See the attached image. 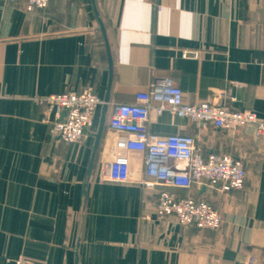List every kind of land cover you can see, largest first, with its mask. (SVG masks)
<instances>
[{
    "label": "crops",
    "instance_id": "crops-1",
    "mask_svg": "<svg viewBox=\"0 0 264 264\" xmlns=\"http://www.w3.org/2000/svg\"><path fill=\"white\" fill-rule=\"evenodd\" d=\"M166 78L186 103L222 101L264 120V0H50L32 11L0 0V264H264V136L252 128L228 132L154 110L148 123L159 136H192L204 156L243 160L241 190L148 189L137 153L130 183L103 177L116 155L114 106ZM86 90L109 102L84 200L103 103L84 140L66 143L52 136L55 116L40 100ZM161 190L209 202L220 228L159 220Z\"/></svg>",
    "mask_w": 264,
    "mask_h": 264
},
{
    "label": "built area",
    "instance_id": "built-area-1",
    "mask_svg": "<svg viewBox=\"0 0 264 264\" xmlns=\"http://www.w3.org/2000/svg\"><path fill=\"white\" fill-rule=\"evenodd\" d=\"M25 2L27 10L32 11L46 8L50 0ZM183 57L196 59L198 54L184 53ZM136 100V103L117 104L113 108L109 128L118 135L116 155L103 173L107 181L130 183V156L137 153L144 157L141 183L148 189L159 186L190 189L193 184H200L227 193L244 188L247 174L243 160L217 153L204 156L192 136H159L149 131L148 123L152 110L158 114L169 111L203 126L211 125L228 132L252 128L254 137L259 139L264 136V120L255 112L234 111L222 101L186 103L182 89L170 78L152 84L147 92L137 93ZM40 103L55 116L52 136L66 143H81L94 126L97 110L103 102L97 94L86 90L52 95L41 99ZM155 210L159 220L173 215L182 226L217 230L222 224L220 212L209 202L167 190L159 193ZM14 264L33 263L19 257ZM250 264H254L253 258Z\"/></svg>",
    "mask_w": 264,
    "mask_h": 264
},
{
    "label": "water",
    "instance_id": "water-1",
    "mask_svg": "<svg viewBox=\"0 0 264 264\" xmlns=\"http://www.w3.org/2000/svg\"><path fill=\"white\" fill-rule=\"evenodd\" d=\"M93 2H94V0H93ZM94 8H95V13H96V15L98 17L100 30L102 31L104 39H105V42L107 44V37H106V32H105L104 25H103L102 21L100 20V18L98 16V12H97L96 6ZM108 56H109L110 68H112V61H111V58H110L109 49H108ZM108 102H109V96L107 95L105 100H104V102H103V105H102L97 131L93 133V135L95 137V142H94V146H93L91 160H90V163H89V166H88V170H87V173H86V177H85V181H84V200L86 199L88 182H89L90 176L92 174V170H93V167H94L95 159H96V156H97V153H98V150H99V147H100V143H101V140H102V137H103V134H104V129H105V125H106V116H107V110H108ZM65 114L66 113L64 112L63 116H65ZM78 247H79V245L77 246V250H76L77 253H78Z\"/></svg>",
    "mask_w": 264,
    "mask_h": 264
}]
</instances>
